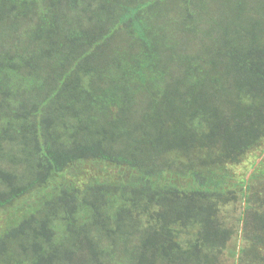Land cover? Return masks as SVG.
Returning <instances> with one entry per match:
<instances>
[{
  "label": "trees",
  "instance_id": "trees-1",
  "mask_svg": "<svg viewBox=\"0 0 264 264\" xmlns=\"http://www.w3.org/2000/svg\"><path fill=\"white\" fill-rule=\"evenodd\" d=\"M263 145L264 0H0V264H264Z\"/></svg>",
  "mask_w": 264,
  "mask_h": 264
},
{
  "label": "rangeland",
  "instance_id": "rangeland-1",
  "mask_svg": "<svg viewBox=\"0 0 264 264\" xmlns=\"http://www.w3.org/2000/svg\"><path fill=\"white\" fill-rule=\"evenodd\" d=\"M262 149H264V145L260 148V149H257L254 151V153H251L247 156V158L243 161L242 163V171L245 172H250L251 171V163L252 161H254L256 158H259L261 152H262ZM232 260L229 259V262H231Z\"/></svg>",
  "mask_w": 264,
  "mask_h": 264
}]
</instances>
